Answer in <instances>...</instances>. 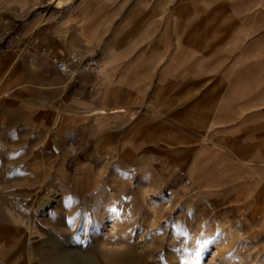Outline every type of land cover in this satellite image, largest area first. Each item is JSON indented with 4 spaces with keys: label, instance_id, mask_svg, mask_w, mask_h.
<instances>
[{
    "label": "rangeland",
    "instance_id": "obj_1",
    "mask_svg": "<svg viewBox=\"0 0 264 264\" xmlns=\"http://www.w3.org/2000/svg\"><path fill=\"white\" fill-rule=\"evenodd\" d=\"M1 44L0 264H264V0H0Z\"/></svg>",
    "mask_w": 264,
    "mask_h": 264
},
{
    "label": "built area",
    "instance_id": "obj_2",
    "mask_svg": "<svg viewBox=\"0 0 264 264\" xmlns=\"http://www.w3.org/2000/svg\"><path fill=\"white\" fill-rule=\"evenodd\" d=\"M46 53L45 48L42 49ZM49 60L57 71L67 77H74L81 73H94L98 71L99 64L95 57L84 56L76 51H71L65 56L57 53H48ZM185 179L183 183H187Z\"/></svg>",
    "mask_w": 264,
    "mask_h": 264
},
{
    "label": "bare ground",
    "instance_id": "obj_3",
    "mask_svg": "<svg viewBox=\"0 0 264 264\" xmlns=\"http://www.w3.org/2000/svg\"><path fill=\"white\" fill-rule=\"evenodd\" d=\"M47 204H48V202L46 201V202H42V203H40L38 206H37V208H36V210L38 211V213L39 214H43V212H42V209H45L46 208V206H47ZM106 224L103 226L105 229H104V231L106 230H110L112 227H113V223L111 222V221H107V222H105ZM103 231V230H102ZM109 253V252H108ZM113 252H111V257H110V259L108 260V264H117V262H116V260H119L120 261V263L119 264H126L125 262H127L125 259L126 258H122V257H120V258H117L114 254H112ZM92 262V261H91ZM2 264H6V263H4V262H2ZM78 264H88L87 263V260H86V258L84 259V258H81L80 259V261L78 262Z\"/></svg>",
    "mask_w": 264,
    "mask_h": 264
},
{
    "label": "crops",
    "instance_id": "obj_4",
    "mask_svg": "<svg viewBox=\"0 0 264 264\" xmlns=\"http://www.w3.org/2000/svg\"><path fill=\"white\" fill-rule=\"evenodd\" d=\"M121 110H122V108H117L115 111H121ZM105 112H107V111L104 108L99 107V108H96L95 110L89 112L87 114V116H90V115L95 114V113H105ZM109 148H110V151H112L111 150L112 148L111 147H109ZM2 170H3V172H2ZM4 170H5V168L0 165V179L3 177L2 179H4V181H5L6 180L5 177H7V173ZM7 212L13 218L14 221H22L21 219H19V216H17V213L12 211V208L7 207ZM3 219H4V214L2 213L1 208H0V220H3ZM45 259H49V258H45ZM1 262L8 264L7 262H5L3 260H1Z\"/></svg>",
    "mask_w": 264,
    "mask_h": 264
},
{
    "label": "trees",
    "instance_id": "obj_5",
    "mask_svg": "<svg viewBox=\"0 0 264 264\" xmlns=\"http://www.w3.org/2000/svg\"><path fill=\"white\" fill-rule=\"evenodd\" d=\"M2 47H4V45L1 44V45H0V48H2Z\"/></svg>",
    "mask_w": 264,
    "mask_h": 264
}]
</instances>
